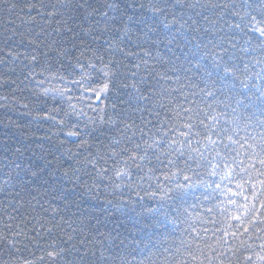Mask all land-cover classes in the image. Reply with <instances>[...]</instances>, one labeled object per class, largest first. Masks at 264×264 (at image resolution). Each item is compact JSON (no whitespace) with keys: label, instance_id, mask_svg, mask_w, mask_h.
<instances>
[{"label":"snow or ice","instance_id":"6c2138e0","mask_svg":"<svg viewBox=\"0 0 264 264\" xmlns=\"http://www.w3.org/2000/svg\"><path fill=\"white\" fill-rule=\"evenodd\" d=\"M0 89V264H264V0H0Z\"/></svg>","mask_w":264,"mask_h":264},{"label":"trees","instance_id":"16d2710c","mask_svg":"<svg viewBox=\"0 0 264 264\" xmlns=\"http://www.w3.org/2000/svg\"><path fill=\"white\" fill-rule=\"evenodd\" d=\"M145 2H147V0H145ZM42 23V21H41ZM102 84V79L99 77V75H96V78L95 80L92 82V86L95 88V87H99L101 86ZM122 89H121V84L120 83H117L115 87H113L112 85H110V92H109V99L108 100H104L103 97H101V99L98 101L96 100L95 98H93L90 103L92 105L93 108H96V109H99V108H102L104 107L105 105H108V111H111V108H110V105L112 104V102L115 100V97L116 95L121 92ZM0 93H4L6 94V90L5 89H0ZM73 93L76 94V95H79L78 92H76L75 88H73ZM91 95V94H90ZM89 103V101H85L84 104H87ZM52 105L51 104H48V105H45L44 107L46 108H50ZM83 106V105H82ZM85 111L88 113V115L90 116H93L95 115L96 113L91 111L89 108L85 107ZM12 118L19 122L22 126H26L28 127L30 130L32 128H34V125L31 124V121H30V118L27 117V116H21L19 115L18 113H12ZM49 127V125H45L44 128L47 129ZM4 129L2 127H0V132H3ZM41 133H37V135H40ZM215 179V178H213ZM141 195H143V193H140ZM106 195V193H105ZM117 195H121L120 193H117ZM123 196L125 199H128L129 197H131L132 200H136V193L135 192H129L128 190H125L124 193H123ZM111 198V197H109ZM141 203H146L148 204L149 206H154V201H141ZM192 203H198V201L196 200H193ZM207 203V202H205ZM189 211L193 214V217L195 218L197 215H200L204 212V208L203 207H193V208H190ZM179 233L176 234V239L178 240L179 239Z\"/></svg>","mask_w":264,"mask_h":264}]
</instances>
